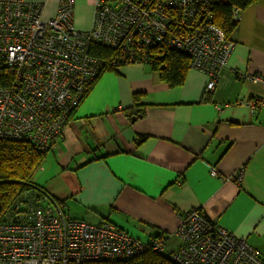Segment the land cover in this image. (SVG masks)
Here are the masks:
<instances>
[{
	"label": "crops",
	"instance_id": "crops-1",
	"mask_svg": "<svg viewBox=\"0 0 264 264\" xmlns=\"http://www.w3.org/2000/svg\"><path fill=\"white\" fill-rule=\"evenodd\" d=\"M77 2L76 26L88 30L95 4ZM240 19L213 91L210 77L192 68L177 88L146 64L103 73L40 169L41 187L68 217L109 220L144 240L170 237L181 215L200 209L264 255V107L251 113L246 105L264 98V82L244 78L264 74V0ZM136 96L141 117L132 116ZM168 241L180 246L175 236Z\"/></svg>",
	"mask_w": 264,
	"mask_h": 264
},
{
	"label": "built area",
	"instance_id": "built-area-1",
	"mask_svg": "<svg viewBox=\"0 0 264 264\" xmlns=\"http://www.w3.org/2000/svg\"><path fill=\"white\" fill-rule=\"evenodd\" d=\"M75 1L59 0L53 16L45 18L47 2L0 0V139L44 153L55 148L72 110L101 71L93 45L119 49L129 64H145L154 46L184 49L190 68L210 77L208 91L216 88L237 46L214 24L210 0H96L88 30L76 26ZM244 78L264 82V74ZM246 105L254 113L264 107V98L252 97ZM210 175L218 177V170L212 168ZM243 178L240 169L237 182ZM43 195L51 206L0 221V264H81L167 252L162 236L142 240L110 221L71 219L46 190ZM171 236L180 242L170 252L176 264H264V255L247 239L200 209L181 215Z\"/></svg>",
	"mask_w": 264,
	"mask_h": 264
},
{
	"label": "trees",
	"instance_id": "trees-1",
	"mask_svg": "<svg viewBox=\"0 0 264 264\" xmlns=\"http://www.w3.org/2000/svg\"><path fill=\"white\" fill-rule=\"evenodd\" d=\"M256 1L258 0H210V11L214 16V24L224 31L227 38L233 40V35L238 30L240 23L235 16V11L239 12L238 17L241 18L242 13ZM91 54L102 61V68L98 76L92 81L88 91L84 94L80 104L94 88L104 72L115 71L119 67L129 64L122 60V54L119 49L93 45ZM145 64L152 72L158 73L160 79L168 84L169 87L177 88L185 83L187 72L190 69L191 56L184 49L165 44L163 46H154L149 51V60ZM138 100L139 96H136L135 105L132 108L135 110L134 115H132L134 117L144 115L145 105L139 104ZM78 107L72 110L70 121L77 112ZM48 153L38 152L33 145L27 143L0 139V221L7 219L10 214L21 213L26 215L31 208L44 206L40 200L45 199L43 195V190L45 189L34 184L32 179L42 168ZM19 203L21 205L17 209L16 206ZM153 236H162L166 240L171 239V236L164 237L160 232ZM168 242L167 248H169ZM171 251L157 253L149 250L128 259L94 260L81 264H176L170 257Z\"/></svg>",
	"mask_w": 264,
	"mask_h": 264
},
{
	"label": "rangeland",
	"instance_id": "rangeland-1",
	"mask_svg": "<svg viewBox=\"0 0 264 264\" xmlns=\"http://www.w3.org/2000/svg\"><path fill=\"white\" fill-rule=\"evenodd\" d=\"M58 1L59 0H57L56 2H55V0H44V2H47V4H46V17L45 18H47V17H51V16H53V14L55 13V11H56V8H57V5H58ZM87 2L89 1V3H92V4H95L96 3V0H86ZM84 2V1H83ZM75 4L77 5L78 4V2H77V0L75 1ZM87 5V4H86ZM241 19H239L238 21H240ZM44 164H45V162H44ZM43 164V165H44ZM45 166H46V164H45ZM41 178H42V175H41V172H40V170L34 175V177H33V179H32V181H33V183L34 184H36V185H38V186H40L41 187V183H43V180H41ZM43 204H44V206H51V204H50V200L49 199H44L43 200ZM171 250V248L169 247V248H167V251H170Z\"/></svg>",
	"mask_w": 264,
	"mask_h": 264
},
{
	"label": "water",
	"instance_id": "water-1",
	"mask_svg": "<svg viewBox=\"0 0 264 264\" xmlns=\"http://www.w3.org/2000/svg\"><path fill=\"white\" fill-rule=\"evenodd\" d=\"M136 118H134L133 120H135Z\"/></svg>",
	"mask_w": 264,
	"mask_h": 264
},
{
	"label": "bare ground",
	"instance_id": "bare-ground-1",
	"mask_svg": "<svg viewBox=\"0 0 264 264\" xmlns=\"http://www.w3.org/2000/svg\"><path fill=\"white\" fill-rule=\"evenodd\" d=\"M31 145V144H30Z\"/></svg>",
	"mask_w": 264,
	"mask_h": 264
}]
</instances>
